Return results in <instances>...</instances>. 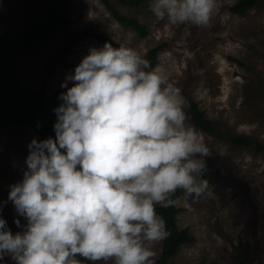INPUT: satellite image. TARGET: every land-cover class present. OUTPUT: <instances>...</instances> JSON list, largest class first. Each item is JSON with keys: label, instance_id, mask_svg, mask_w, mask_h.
I'll list each match as a JSON object with an SVG mask.
<instances>
[{"label": "clouds", "instance_id": "1", "mask_svg": "<svg viewBox=\"0 0 264 264\" xmlns=\"http://www.w3.org/2000/svg\"><path fill=\"white\" fill-rule=\"evenodd\" d=\"M218 0H150L169 25L207 26ZM71 83V86L69 84ZM54 137L33 138L8 186L19 217L0 216V264H153L169 233L157 206L199 198L209 149L186 120L180 88L137 50L91 47L61 83ZM39 126V125H38ZM2 211V208H0Z\"/></svg>", "mask_w": 264, "mask_h": 264}, {"label": "rangeland", "instance_id": "2", "mask_svg": "<svg viewBox=\"0 0 264 264\" xmlns=\"http://www.w3.org/2000/svg\"><path fill=\"white\" fill-rule=\"evenodd\" d=\"M123 1L108 0L120 14L144 24L149 30L146 37L121 26L101 0H72L70 24L22 51L15 62V74L26 89L38 91L47 60L69 34L87 29L144 57L164 44L156 67L180 88L183 98L187 96L199 105L217 129L214 135L206 134L186 116L187 123L203 134L209 149L205 158L209 188L195 199L181 191L176 202L177 223L181 230L189 229L195 241L183 245L169 264H238L237 250L245 264H264V154L229 142L242 136L264 145V2L245 15H237L231 8L240 0H218L207 26H172L156 19L149 10L150 0L141 7L132 0ZM34 2L42 22L45 0ZM32 23L26 0H0V36H17ZM101 46L95 39H82L73 45L68 60L78 65L91 47ZM70 71L55 69L49 94L63 89L60 85ZM34 137L27 127L0 126V216L13 233L20 230L14 220L20 219L22 224L26 220L18 216L11 201L4 202L8 186L22 179L27 146ZM162 247L163 240L152 244L153 264L160 258ZM6 260L14 264L10 258ZM96 264H114V260Z\"/></svg>", "mask_w": 264, "mask_h": 264}, {"label": "trees", "instance_id": "3", "mask_svg": "<svg viewBox=\"0 0 264 264\" xmlns=\"http://www.w3.org/2000/svg\"><path fill=\"white\" fill-rule=\"evenodd\" d=\"M26 1L30 9L33 23L17 36H0V79L5 82L15 94L19 95L23 99L45 107L53 115H55L53 110L61 103L58 99L59 94L66 91V89H58L49 94L48 85L53 78L54 71L57 67L74 70L75 66H77L70 63L68 60L73 45L85 38L95 39L102 44L110 42L114 47H119L120 45L103 35L97 34L93 29L69 34L65 38L59 50L47 60L45 77L41 88L36 92H32L21 84L20 79L15 74L14 66L16 59L25 49L34 47L37 44L51 38L70 24L72 0H45L46 16L42 22L39 21L38 10L34 0ZM101 1L111 12L113 18L121 26L133 30L142 38L148 35L149 30L144 24L135 19L123 16L109 4L108 0ZM147 1L148 0H132L131 2L136 7H141ZM262 2H264V0H240L231 8V11L237 15H245ZM164 48V44L156 46L149 50L145 55V58L151 62L153 67H156L158 63V56ZM232 61L239 65H244L241 61ZM249 70L252 69L249 68ZM184 101L185 113L188 120L204 133L214 135L217 132V129L212 121L206 117L199 105L190 100L187 96H184ZM13 124L29 128L36 135V137L41 140L50 136H55L53 130L54 123H52L48 118L37 111L19 105L0 93V126L6 127ZM229 142L235 147L247 149L252 148L264 154V145L257 141L237 136L230 138ZM205 172L206 169H204L202 177L204 179H206ZM180 194L181 190H178L172 197L175 201L173 205L169 207L157 206L156 208L157 213L166 221V227L169 235L163 239L162 253L155 264H169L183 245L192 244L195 241V238L191 234L190 230H181L177 223L179 209L176 206V202L179 199ZM237 263L245 264L239 250H237Z\"/></svg>", "mask_w": 264, "mask_h": 264}, {"label": "water", "instance_id": "4", "mask_svg": "<svg viewBox=\"0 0 264 264\" xmlns=\"http://www.w3.org/2000/svg\"><path fill=\"white\" fill-rule=\"evenodd\" d=\"M0 93L7 96L8 98H10L11 100H13L14 102L18 103L23 107L30 108L34 111L39 112L40 114L48 118L52 123L56 122V116L53 115L49 110H47L45 107L39 104L23 99L19 95L15 94L13 91H11V89L7 86V84L3 82L1 79H0Z\"/></svg>", "mask_w": 264, "mask_h": 264}]
</instances>
